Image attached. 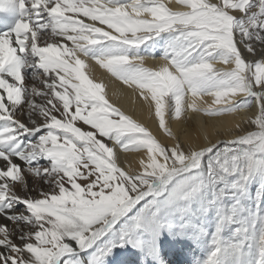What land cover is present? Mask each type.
Instances as JSON below:
<instances>
[{
  "label": "snow or ice",
  "instance_id": "snow-or-ice-1",
  "mask_svg": "<svg viewBox=\"0 0 264 264\" xmlns=\"http://www.w3.org/2000/svg\"><path fill=\"white\" fill-rule=\"evenodd\" d=\"M6 6L21 15L0 33V264H80L72 257L88 249V264H99L115 243L157 232L162 215L185 212L204 189L212 205L264 174V0H0ZM162 34L165 63L148 67L140 49ZM87 61L134 88L176 142H160L110 103ZM26 69L43 88L28 86ZM204 96L212 102L202 109ZM186 109L248 116L234 139L196 150L187 128L181 144V130L173 135L166 123ZM117 148L145 150L142 171L119 166ZM26 175L46 190L30 194ZM219 211L207 264H220L222 226L237 223L236 204ZM255 240L264 264V223Z\"/></svg>",
  "mask_w": 264,
  "mask_h": 264
},
{
  "label": "bare ground",
  "instance_id": "bare-ground-1",
  "mask_svg": "<svg viewBox=\"0 0 264 264\" xmlns=\"http://www.w3.org/2000/svg\"><path fill=\"white\" fill-rule=\"evenodd\" d=\"M4 2L7 5L8 0H4ZM166 2L170 7L175 5V0H166ZM5 14H8L7 6L3 10H0V15H2L0 19L14 20L17 17H7ZM85 22L87 23L90 21L85 20ZM1 29L3 33L8 32V30L5 31L3 26L0 24V33ZM165 36L166 34H162V36L158 38L154 44L144 47L142 46L140 49V53L146 56V66L155 67L165 63V61L160 58L163 51ZM68 46L71 47L70 44ZM149 53H152L154 58H150ZM86 64L87 67L84 69L86 74H88L89 77L95 82H99L104 85L106 98L110 103L118 107L126 115H131L135 120L144 124L148 130L158 138L160 142H167L169 147H171V145L176 142L172 140L171 137L166 136L163 130H159L158 121L154 116V109L150 116L146 109H141L139 104L136 103V101L139 100V93L136 92L134 88H130L127 84H124L123 82L112 77L111 74H109L105 69L101 68L99 65H96L94 61H87ZM216 67L220 68L223 66L218 64ZM27 70L29 71L31 69ZM37 102H41L39 98L37 99ZM211 102L212 98L210 96L200 97L197 99V107L202 109L207 108ZM252 110H256L254 101ZM247 116L248 112L246 111L240 113L239 115L230 114L223 115L219 118H212L205 115L203 111L194 112L192 110L186 109L180 118L166 116V123L168 124L173 135H176L177 131L181 130V135L179 137L181 144L186 143V137L183 135L182 130L187 128L191 135V143L196 148V150H199L201 147L211 146V143H215L217 140L228 141L234 139L238 134V130H236V123L240 122L242 118H246ZM78 126L80 125L78 124ZM83 127L84 130H89L87 126ZM225 129H232V132L229 134L225 131ZM216 132H219L220 134L216 135ZM24 139L27 140L28 137H24ZM105 142L111 144L110 141ZM218 147H223V144L218 145ZM116 151L120 157L119 166H121L127 172L139 173L142 171L140 160L144 159L145 162H147L146 155L141 154L145 150H141V153L120 152L119 148H117ZM26 180L28 192H35L33 191V189H37V187H35V179L26 175ZM249 180L250 182L247 183L248 200L242 199L238 191L231 190V195L227 194V198L221 197L219 202H216L220 203L221 201H224L228 208L234 204L238 206V212L235 217L237 223L224 224L225 227L222 228L220 233L221 245L224 249L220 255V259L222 257L224 260L222 261L221 259L220 264H257V260L261 258L259 253V245L256 243L255 237L260 231L261 223H264V174H254L249 178ZM234 193H236V195H233ZM198 197H202V204L197 202V199H199ZM198 197H195L190 201L195 221L199 225H203L205 221H208L210 215L206 213L207 209H210L215 221L213 220L212 224L208 223L207 226L204 227L203 231H198L200 234L203 233L204 237H202V239H200V241L197 243L196 248L193 251L191 250L192 252L187 256V259L190 260V264H207L208 256L213 248L212 237L216 233L218 226L219 217L221 214L219 209L221 208V205L217 207L215 204L209 205L206 203L208 189H204L202 194ZM204 206L207 209H205ZM244 209L245 213L243 214L242 211H244ZM165 218H167L168 221H166L170 223L172 231H176V233L170 231L171 233L169 232L167 239L175 242L173 246L177 247H173V250L178 249L181 247L179 244H183L185 239H187L180 225L183 220L181 216L176 213L167 214ZM254 222L255 227L253 228L252 225ZM238 226H247L248 231L237 233L236 228ZM227 229L232 231V234L233 232L236 233V237L233 239H228L226 236V231H228ZM205 230L206 233L204 234ZM194 231L197 232L196 228H194ZM241 234H243V237ZM86 252L87 251L80 253ZM246 256H248V258ZM168 264L170 263L168 262Z\"/></svg>",
  "mask_w": 264,
  "mask_h": 264
},
{
  "label": "rangeland",
  "instance_id": "rangeland-1",
  "mask_svg": "<svg viewBox=\"0 0 264 264\" xmlns=\"http://www.w3.org/2000/svg\"><path fill=\"white\" fill-rule=\"evenodd\" d=\"M9 9L12 10L15 13V15L20 14L19 9L17 8L9 7ZM5 15L7 17L10 16L9 12L8 14H5ZM17 19L19 18L16 17L14 20L13 19H9V20L0 19V24L3 26L4 29L7 28L9 31L14 26ZM1 33H3L2 29H1ZM24 75L26 78V83L28 84L29 87L35 84V86L39 88H43L42 84H40L39 82L32 81L31 70L28 71L26 69L24 72ZM32 139H35V136H33ZM204 161L206 165L207 157L204 158ZM249 182H250L249 179L246 180L243 183L242 188L236 190L238 191L239 195H241L242 199L248 200L247 183ZM35 187H37V191L41 187L45 188L46 190V186H44L42 183L40 185L36 184ZM30 194L35 196L37 195V192L36 191L31 192ZM227 194L231 195L232 191L230 190L228 192H225L222 197L227 198L226 197ZM233 195H236V193H234ZM198 198L199 199H197V202L198 203L200 202V204H202L201 202L202 197L201 198L198 197ZM215 205H217V207L221 205V208L225 210L228 209V206L226 205L224 201H221L220 203H216ZM204 208L207 209L205 206ZM242 212L244 214L245 209ZM206 213L210 215V218L208 221H205L203 225H199L195 221L194 213L192 211L190 202L186 206V211L179 214L183 220V222H181L180 225L187 239H185V242L183 244H179V246L181 247L178 246L179 247L178 249L173 250V247H177V246H173L175 242L167 239V236L169 235L170 231L174 233H176V231L175 230L172 231L171 229L172 227H170V223L167 222L168 220L167 218H165L167 214H164L161 216L162 226L159 228L157 232H153L150 230H144V229H138L134 232L129 233L126 237H124L122 243L114 242L115 246H112L110 248V251H108L107 254L101 258L99 264H168V262L170 264H190V260L187 259V256L191 254V252L196 248L197 243L200 241V239L204 237L203 233L200 234L199 232L203 231L204 227L207 226L208 223L212 224L213 220L215 221L210 209H207ZM223 227H225V225H223L222 228ZM194 228H196L197 232L194 231ZM205 233H206V230L204 231V234ZM241 235L243 237V234ZM226 236L228 239H233L234 237H236V233L233 232L232 234V231L228 230L226 231ZM237 237H238V234H237ZM116 240L119 241L120 238L116 237ZM92 254H93V249H89L87 250L86 253L79 252L78 257L74 256L72 257V259L73 260L78 259L80 264H88V261ZM246 257L248 258V256ZM221 259L222 261L224 260L222 257Z\"/></svg>",
  "mask_w": 264,
  "mask_h": 264
}]
</instances>
